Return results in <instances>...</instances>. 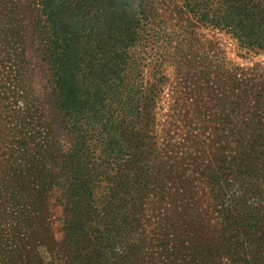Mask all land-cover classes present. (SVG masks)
Segmentation results:
<instances>
[{
	"label": "trees",
	"instance_id": "1",
	"mask_svg": "<svg viewBox=\"0 0 264 264\" xmlns=\"http://www.w3.org/2000/svg\"><path fill=\"white\" fill-rule=\"evenodd\" d=\"M182 2L193 5L198 20L223 23L243 48L264 52V0H223L217 20L203 16L207 6L196 0H180L178 13ZM0 6V65L23 62L28 53L30 70L35 65L44 77L38 99L32 87L13 86L22 92L15 100L48 104L43 141L33 139L32 153L28 140L19 142L23 165L0 147L8 164L0 168V188L22 198L0 204V225L10 231L7 240L13 238L6 243L0 232V264L41 262L37 242L56 251L54 264H264L263 129L231 126L229 139L239 143L233 150L227 148L232 142L214 138L192 182L149 133L147 108L166 83L167 64L186 69L185 50L169 48L173 32L157 0H3ZM150 63L151 81L143 82ZM247 88V95L258 92L264 100V84ZM256 107L261 105L249 113ZM218 143L226 145L209 158ZM167 182V190L187 189L177 193L176 217L194 236L163 233L150 251L144 205L153 189L167 192ZM198 189L204 190L199 201L207 203L202 211L194 207L198 202L179 199ZM210 210L216 214L212 223ZM55 211L61 225L54 228Z\"/></svg>",
	"mask_w": 264,
	"mask_h": 264
},
{
	"label": "rangeland",
	"instance_id": "2",
	"mask_svg": "<svg viewBox=\"0 0 264 264\" xmlns=\"http://www.w3.org/2000/svg\"><path fill=\"white\" fill-rule=\"evenodd\" d=\"M2 1L0 0V5ZM222 2L223 0H208L207 4H203L202 0H196V3L201 6H207L203 16L214 17L216 20L218 16L221 17V10L218 11L217 8ZM176 3L180 5V0H157V8L160 14L165 15L169 30L173 32V40L169 42L170 50L176 51L175 47L185 50L183 60L186 65H183L186 69H183L181 73L174 65L175 62L169 61L167 64L166 83L161 92L150 97H154V102L152 107L147 108L153 120L149 133L154 136L155 144L160 152L173 160L178 169H183L186 174L185 178L192 182L200 176L198 163L201 162L206 148L214 138L218 141L232 142L227 148L233 150L239 146V143L229 139L231 126H246L252 123L253 126L264 131V112L259 109H264V100L259 97L258 92H256L257 96L246 94L248 85L251 86L258 82L260 86L264 84V52L243 48V44L233 35L232 31L227 30L223 23L215 25L216 21L212 24L198 20L199 15L194 17L191 4L185 6L182 2L185 8L183 7V12L178 13ZM20 19H23L22 15ZM25 55L21 57V60L26 64L21 61L13 62L16 60L12 59L11 62L0 65V147L1 151L5 150L7 154L14 156L16 159L14 163L17 166L26 162L21 160L24 153L19 146L21 140L29 141V152L31 153V148H34L33 144L43 141L47 119L42 117V113L48 107L47 102L38 100L29 99V103L24 102V99L15 100L22 92L13 86H19L24 91L27 87H32L31 92L34 95L33 98L36 99L44 90L42 70L35 65L34 69L30 70ZM39 59L40 57H34L32 60L37 62ZM152 69L151 63L143 69V82L151 81ZM150 98L148 97L146 102H149ZM257 105L261 107L254 108L253 113L250 114L252 106ZM15 128L18 131H15ZM34 138H36L35 143H33ZM223 145L218 143L214 149L209 151V158L214 159L218 156L219 149ZM5 160L6 157L0 156L1 169L3 165H8ZM31 171L29 170V174ZM32 176L33 174L28 178V185L32 182ZM180 182L183 186L182 174ZM176 183L177 181L173 182L174 185ZM169 187L171 185L167 182L166 190ZM186 190L182 188L176 191L182 194ZM177 193L174 190H167L160 195L157 190L153 189L148 202L146 201L144 205L146 216L142 226L150 251L156 250L162 243L165 238L163 233L167 236L171 234L194 236L186 229L187 226H183L179 221L180 218L176 217L180 212L175 210ZM203 194L204 190L198 189L194 197L186 198L188 194H185L183 197L180 195L179 199H182L185 205L198 202L194 207L202 211L207 204L199 201V197ZM8 197L11 198L9 201L13 202L12 204L17 203L16 200H22L17 192L13 193L11 190L5 192L0 188V204ZM100 198L101 196L96 197V206H101ZM29 204L21 206L29 208ZM210 212L211 215L207 219L212 223L216 214L211 210ZM59 216L55 211L52 219L54 228L61 225ZM0 232L5 236L4 242L10 243L13 240V238L7 240L10 238V231L2 225H0ZM55 237L59 241L62 239L59 232ZM37 245L42 253V261L33 264H54L52 257L56 251L50 253L48 246L45 244L40 246V242H37ZM34 246L33 244L28 249ZM62 247L64 246L60 244L59 248L62 249ZM115 252H119L118 249Z\"/></svg>",
	"mask_w": 264,
	"mask_h": 264
}]
</instances>
